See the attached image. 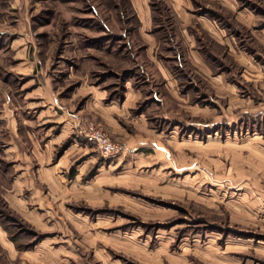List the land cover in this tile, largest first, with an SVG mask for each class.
<instances>
[{
    "label": "rangeland",
    "instance_id": "rangeland-1",
    "mask_svg": "<svg viewBox=\"0 0 264 264\" xmlns=\"http://www.w3.org/2000/svg\"><path fill=\"white\" fill-rule=\"evenodd\" d=\"M202 1L195 0L193 10ZM209 2L215 10L214 0ZM258 2L256 9H264V0ZM218 3L229 23L235 1ZM190 9L189 0H0V228L5 242L11 239L16 249L10 258L0 240V264H39L23 255L39 239L54 243L61 253L84 247L89 258V243L103 246L110 257L122 253L120 263L127 264H154L156 257L158 264H166L161 258L167 256H184L188 264H216L224 255L229 256L225 264H264V111L253 113L264 107V52L254 56L263 63L254 59L247 64V57L239 55L246 63L243 71L234 70L230 53L218 54L217 60L208 53V62L222 60L228 82L212 79L208 72L180 70L175 73L183 75L177 85L184 89L181 94L175 82L166 87L171 93L159 81L161 95L174 94L176 115L169 118L162 111L173 104L171 99L158 104L143 100L142 106H151L144 113L151 128L137 135V151L129 145L124 153L103 156L77 133L72 120L77 140L64 162H79L80 175L91 177L94 194L87 195L85 184H79L75 197L40 202L21 189L28 207L39 202L38 223L17 214L3 197L11 169L8 105L21 97L26 88L21 83L29 75L15 67L21 50L35 55L37 64L58 81H65L67 67L86 63L88 74L106 86L119 88L129 77L149 97L161 79L149 53L157 47L159 53L176 54L190 45L182 21ZM259 29L255 45L262 52ZM205 38L203 44L213 47L214 39ZM176 260L174 264H183Z\"/></svg>",
    "mask_w": 264,
    "mask_h": 264
},
{
    "label": "crops",
    "instance_id": "crops-1",
    "mask_svg": "<svg viewBox=\"0 0 264 264\" xmlns=\"http://www.w3.org/2000/svg\"><path fill=\"white\" fill-rule=\"evenodd\" d=\"M209 1H202L201 5L198 4L200 9L193 10L195 0H189L192 9L184 15L182 21L190 45L184 47L182 52L178 51L176 54L172 51L169 54L159 53L156 47V49L151 50L153 54L149 53L154 69L161 76L160 80L157 79L156 85H153L154 88L151 87L152 93L149 97L144 95L141 86L133 83L129 77L123 79L119 88L106 86L102 78L97 80L88 74L86 63L79 65V62L74 67H67V72L63 76L65 81H58L53 79L48 71L43 70L44 65L37 64L38 60L35 55L30 56L21 50L20 55L22 57L15 67L18 72L29 75L21 83L26 87L21 97L10 106L8 105L7 118L10 130L8 131L7 147H9L8 151H10L9 155L11 156L9 160L11 162L7 163L11 169L7 171L5 182L8 185L5 187L6 191L3 197L7 200L9 208L26 220L33 221L31 223H38L40 219L37 217L38 211L35 206L39 202L28 207L25 202L26 198L19 195L21 189L27 190V198L39 199L40 202L52 197L55 198V196L62 200L75 197L77 193L74 192L79 190L76 185L79 184H85L87 195L89 193L90 195L94 194L95 187L91 185L93 181H90L91 177L84 178L80 175L79 162H64L72 157L70 151L74 147V141L77 140L73 131L72 114L74 110L86 111L112 138L122 136L127 144L136 150L137 147H140V144L135 143L137 139H140V136H137L139 132L143 131L142 129L151 128V124L147 122L144 116L146 108L151 106H142L143 100L158 104L165 97L167 100L171 99L173 104L166 105L162 111L169 118L176 115L174 102L177 103V100L175 101L174 94L163 96L159 93V81L162 82L165 89L171 92L170 88H166L167 85H171L173 81L177 87L179 81L183 80V75L180 73L176 75L175 72L186 71L187 69L202 73L208 72L212 79L219 78V82L223 81L222 78L227 81L226 72L224 74L225 69L222 68V60L218 58V61L214 62L213 65L206 58L208 53L215 56L216 60L218 54L221 56L223 53H230L235 71L246 70L244 67L246 63L238 58L239 55L247 57V64H254L256 61L263 63L262 60L255 58V55L262 56L264 52L258 50L259 47L255 45L254 32L260 27L261 32L264 33V9H256L259 7V0H234L236 9L230 10L229 17L231 20L229 23L223 20V15L220 14L219 7L221 5L218 0H214L215 10L212 9ZM239 6H242L241 9ZM228 27L231 30L230 33L227 32L229 31ZM211 32L216 36H213ZM195 33L199 36V40ZM208 36L214 39L213 47L203 44L207 39L205 37ZM192 37L198 40V45L192 42ZM32 70L34 72H31ZM171 70L174 73L172 75L169 73ZM203 75L205 76L204 73ZM235 77L237 80L240 79V76H236V74ZM242 80L241 78L239 81ZM144 81L148 82V79ZM183 90L180 91L177 87V91L181 94L184 93ZM9 100L10 96H7L5 101L8 102ZM263 111L264 107L253 113L259 114ZM70 134L73 137L67 141ZM63 143L65 144L63 145ZM60 145H63L62 151L52 154L54 150L56 151L55 146L59 147ZM165 149L169 150L167 147ZM160 150L165 156L163 148ZM0 240L4 241L10 258L14 259L16 250L14 244L11 239H6L5 242L1 228ZM54 245V243L50 245L48 240L39 239L32 245L33 247L24 249L26 253L23 255L30 260V263L39 264H58L60 261L66 264L69 263L67 261L69 258L77 264H127L120 263L121 257H124L122 253L110 257L103 246H97L96 249L89 243L90 251L93 254L90 259L85 256L87 250H84V247L61 253L60 248H56ZM208 256L206 254V259ZM228 257L224 255L218 258L219 260H216L215 263L225 264L224 258ZM177 258H181L183 264H188L184 260V256H167V259L164 257L161 259L166 264H174V260ZM112 259H117L118 262ZM153 261L154 264L161 262L159 257L154 258Z\"/></svg>",
    "mask_w": 264,
    "mask_h": 264
},
{
    "label": "built area",
    "instance_id": "built-area-1",
    "mask_svg": "<svg viewBox=\"0 0 264 264\" xmlns=\"http://www.w3.org/2000/svg\"><path fill=\"white\" fill-rule=\"evenodd\" d=\"M72 120L77 133L92 142L103 156H109L131 148L125 140L112 138L102 126L98 125L88 115L74 112Z\"/></svg>",
    "mask_w": 264,
    "mask_h": 264
}]
</instances>
